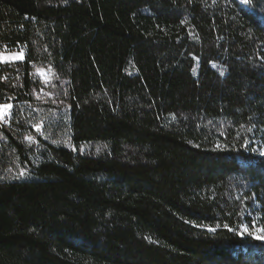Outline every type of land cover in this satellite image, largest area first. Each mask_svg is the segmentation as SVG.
I'll list each match as a JSON object with an SVG mask.
<instances>
[{"label":"trees","instance_id":"obj_1","mask_svg":"<svg viewBox=\"0 0 264 264\" xmlns=\"http://www.w3.org/2000/svg\"><path fill=\"white\" fill-rule=\"evenodd\" d=\"M0 47V264H264V0H0Z\"/></svg>","mask_w":264,"mask_h":264},{"label":"snow or ice","instance_id":"obj_2","mask_svg":"<svg viewBox=\"0 0 264 264\" xmlns=\"http://www.w3.org/2000/svg\"><path fill=\"white\" fill-rule=\"evenodd\" d=\"M14 58H18V59H23V52L22 50L17 53ZM4 57L2 55H0V62H3ZM223 74V73H221ZM12 105L10 104H0V120H3L5 118V116L7 115L6 109H11ZM264 154V153H262ZM24 173L21 172V175H23ZM224 228H228V225L225 224L223 225ZM210 231H214L215 229H209ZM231 231V229H229ZM237 235H249L251 236L253 239H257L260 240L262 242H264V227H257L256 225H252L251 230H249V228L247 226L241 225L240 226V231L236 233Z\"/></svg>","mask_w":264,"mask_h":264},{"label":"rangeland","instance_id":"obj_3","mask_svg":"<svg viewBox=\"0 0 264 264\" xmlns=\"http://www.w3.org/2000/svg\"><path fill=\"white\" fill-rule=\"evenodd\" d=\"M19 53L15 49H8L6 47H0V55L4 57L3 62H8V61H17L20 60L18 58H14V56ZM38 74L41 75L42 78L47 79V72L44 70L40 69L38 70ZM0 122H3L0 120Z\"/></svg>","mask_w":264,"mask_h":264},{"label":"built area","instance_id":"obj_4","mask_svg":"<svg viewBox=\"0 0 264 264\" xmlns=\"http://www.w3.org/2000/svg\"><path fill=\"white\" fill-rule=\"evenodd\" d=\"M20 48V45H17L16 46V49H19ZM23 52V51H22ZM23 54H24V52H23ZM6 112H7V115L5 116V118L3 119V120H1V121H4L9 115H10V109H6Z\"/></svg>","mask_w":264,"mask_h":264}]
</instances>
